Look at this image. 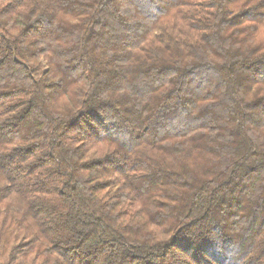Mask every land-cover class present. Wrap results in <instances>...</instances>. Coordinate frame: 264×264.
I'll return each mask as SVG.
<instances>
[{"label": "clouds", "instance_id": "clouds-1", "mask_svg": "<svg viewBox=\"0 0 264 264\" xmlns=\"http://www.w3.org/2000/svg\"><path fill=\"white\" fill-rule=\"evenodd\" d=\"M34 3L54 18L39 46L71 49L54 60L52 88L37 93L44 130L55 139L56 125L77 120L82 142L98 143L106 157L91 168L112 169L120 192L94 197L86 181L96 172H81L71 155L63 191L28 220L38 230L23 234L39 258L25 243L0 264H264V52L250 40L219 47L210 39L178 56L129 60L117 44L154 27L156 0ZM69 17L82 27L57 39ZM88 29L92 44L82 39ZM57 102L70 111H56ZM28 139L22 129L0 138V183L12 190L30 178L7 144ZM141 141L159 149L153 160L135 147Z\"/></svg>", "mask_w": 264, "mask_h": 264}, {"label": "trees", "instance_id": "trees-1", "mask_svg": "<svg viewBox=\"0 0 264 264\" xmlns=\"http://www.w3.org/2000/svg\"><path fill=\"white\" fill-rule=\"evenodd\" d=\"M252 5L253 0H156L154 27L131 39H121L116 50L125 59L144 60L150 54L178 56L183 49L209 47L211 39L219 47L226 42L248 43L250 40L253 52H264V8ZM38 12L34 0H0V129L4 130L0 138L6 140L8 132L25 131L29 139L15 146L9 143L7 149L18 153L17 166L24 170L25 178H30L15 190L10 184L0 183V259L5 253L11 256L25 243L38 252L33 260L39 258L37 244L34 240L26 241L23 234L26 229L38 230L39 226L33 228L28 220L34 221L39 207L63 191L58 182L68 175L64 166L71 155L79 154L81 172H96L94 183L91 179L86 181L94 197L104 201L106 197L115 198L120 192L116 181L109 178L115 175L112 169L91 168L102 167L104 162L99 160L106 157L98 143L82 142L84 138L75 132L80 129L77 120L56 125L55 139L52 131L44 130V120L37 112V93L40 89L52 88L54 73L61 67L54 60L63 59L71 49L60 48L50 53V46H39L40 37L50 35L47 28L54 18H42L43 14ZM61 23L66 27L57 39L66 38V34L75 35L69 30L82 27L74 17ZM87 32L82 39L92 44L96 38L94 31L88 29ZM56 111L65 114L70 107L57 102ZM89 116L99 120L95 113ZM135 147L142 150L148 161L159 152L150 141H141ZM128 211L124 209L119 214L128 215Z\"/></svg>", "mask_w": 264, "mask_h": 264}]
</instances>
